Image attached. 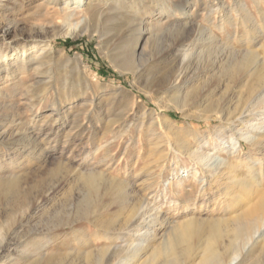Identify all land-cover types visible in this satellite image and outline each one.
<instances>
[{
  "label": "rangeland",
  "instance_id": "rangeland-1",
  "mask_svg": "<svg viewBox=\"0 0 264 264\" xmlns=\"http://www.w3.org/2000/svg\"><path fill=\"white\" fill-rule=\"evenodd\" d=\"M215 1L120 0L121 11H124L113 13L104 5L92 11L73 0H68L62 11L59 7L64 4L59 1L52 4L48 0H0V64L11 59L18 62L32 59V65L25 66L23 73L15 72L8 80H0V264H90L87 254L94 259L98 250L111 243L104 235H111L112 230L124 226L114 204L100 205L107 201L108 196L104 193L111 183L129 182L133 193L139 190L137 194L141 197L149 193L148 201L160 205L161 212L169 216L173 212L167 207L169 202L166 200L175 199L182 204L192 202L199 187L208 182L209 174L193 177L192 170L198 165H193L194 161L184 153L174 152L178 141L171 134L163 136L161 127L154 125L151 133L140 128L138 122L134 125L129 122L132 114L139 116L138 106L140 112V108L152 110L154 114L174 121L183 137L188 135L182 131L185 128H196L202 134H208L220 123L212 119L206 121L205 117L195 113L196 110L180 108L184 103L189 107L202 88L199 81L194 80L196 73L180 91L166 90L167 83L176 82L175 78L169 81L167 78L174 69L172 66L182 60L180 53L173 51V44L189 38V32L174 27L173 18L165 20L157 14V7L166 3L173 7L175 4L186 6L193 15L187 24L201 25L206 31L213 28L217 46L227 44L234 56L252 49L263 60L259 43L241 47L239 39L245 28L240 24L236 27L224 25L222 31L213 27L219 12L215 13L214 8L209 14L203 8ZM222 1L230 6L234 3V0ZM240 1L261 23L264 3L259 7L256 0ZM130 2L140 11L132 14L134 17L126 9ZM146 10L149 13H144ZM82 17H87L89 31L77 34ZM156 18L161 20L160 24L150 28L149 23ZM140 23L141 27L144 26L142 40L133 56V64L138 69L136 78L120 59L131 55L130 49ZM194 38L196 32L189 40ZM66 41L69 44H65ZM199 46L191 54L192 72L203 63L205 48ZM217 46L209 48L208 60L212 62L214 59V67L203 77H213L212 82L220 84L215 95L220 98L227 91L224 88L226 75L218 68L220 52L216 51ZM3 48L7 50L6 55L1 54ZM235 90L230 93L233 100L241 97L245 88ZM185 95L187 100L183 102ZM205 103H208L206 97L198 108L202 109ZM92 123L96 125L97 138L102 131L110 129L102 142L90 139L88 128ZM121 133L124 134L122 137ZM235 141L241 145L240 158L253 154L257 159L255 167L263 166L264 169V154L253 150L247 140L237 135L223 141H203V144L204 148L211 150L212 159H221L226 156L221 147L227 148ZM155 143L160 144L161 154H167L166 161L163 166L159 164L152 168L149 181L155 185L145 192L140 182L148 177H140V173L145 164L156 158L157 155L150 153ZM207 143L210 144L206 146ZM103 145H108L104 147L112 158L98 168L96 165L102 158ZM37 157H41L40 160ZM242 167V171H237L238 177L245 176V166ZM90 168L101 173L100 177H95L94 185L85 179ZM179 178L183 187L180 197L176 185ZM238 212L236 208L215 210L202 214V217L225 220ZM181 219L178 218L180 222ZM141 232H145V227ZM47 239L50 241L46 242ZM36 244L44 246L40 253L34 249ZM123 244L122 240H116L113 247ZM147 256L145 254L129 264H150ZM167 258L160 254L154 264H162ZM180 260L181 263L184 258ZM117 262L118 258L112 259L110 264H119ZM262 262L264 251L248 258L244 264Z\"/></svg>",
  "mask_w": 264,
  "mask_h": 264
},
{
  "label": "bare ground",
  "instance_id": "bare-ground-1",
  "mask_svg": "<svg viewBox=\"0 0 264 264\" xmlns=\"http://www.w3.org/2000/svg\"><path fill=\"white\" fill-rule=\"evenodd\" d=\"M58 1L64 4L63 7H59V10H64L68 0H48V2L52 4H56ZM73 1L83 3V6L89 7L92 11H94L97 6L101 5L107 6L108 10L113 13H122L124 11H121L122 7L120 0ZM262 2L264 3V0H256L257 6ZM206 7L207 8L204 6L203 9L207 10L209 14L214 8L215 13L217 11L219 12L218 19H214L213 27L218 28L220 31L224 30V25L236 27L240 24L245 28V33L241 36V39H239V42L242 44L241 47L247 48L251 43H259L262 48L263 60H261L258 53L252 49H247L244 53L234 56L231 54L230 48L226 46L227 44H219L217 46L214 42L215 33L213 28L206 31L201 25L196 26L187 24V20L191 19L193 15L188 12L189 10L186 6L175 4L173 7L171 4L167 3L160 5L157 7L159 10L157 12L158 15L163 16L165 20L173 18L174 27H180L182 31L189 32V38L190 35L196 32V38L191 40H189V38H183L177 41L176 44H173V47H175L173 51L180 53L182 60L172 66L174 69L167 78L168 81L171 78H175L176 82L171 85L167 83L166 90L174 93L180 91L181 88L186 85L187 80L196 73L194 80L196 82L199 81L202 88L198 94H196L197 97L193 98L188 104L189 107H187V103L186 105L184 103L180 108L184 109L186 107L187 109L196 110L195 113L199 114L198 116L205 117L206 121L212 119L220 123L214 126L213 130L208 134H202L196 128H185V130L182 131L188 133L189 136L183 137L179 135L180 128L174 121L160 117L154 114L152 110L140 108V112L138 106L136 110L139 111V116H136V113L132 114L131 122L129 123L134 125L138 122L140 128H145L151 133L154 125H157L163 130V136L165 134L174 136L178 141L175 148H173L174 152L184 153L191 161H194L193 165H198V168L192 170V173H194L193 177L209 174V180L199 187L195 198L190 203L182 204L175 199L166 200L169 202L167 207L169 206L170 211L173 212L171 216L163 214L160 205H155L154 202L151 203L148 201L149 193L144 194L143 191L142 193L144 195L141 194L143 196L141 197L137 194L139 190L133 193V190L130 189L132 184L130 185L129 182L122 181L120 183L119 181V183H111L110 187L104 193V195L108 196L106 198L107 201H102L100 205L105 207L107 206L106 203L114 204L117 215L122 216L124 226L120 225L118 230H112L111 235H104V238L110 239L111 243L107 247L98 250L94 259L89 258L90 253L87 254V260L90 264H110L112 259L114 260L117 258V263L129 264L145 254H148L147 262L150 264H154L155 259L160 254L164 257L168 256L167 260H164L162 264H244L248 258L257 256V254L264 251L263 166L259 168L255 167L257 159L253 154L240 158L241 145L237 141L230 144L227 148L221 147V150L224 151L226 156L221 159L213 158L214 160L210 155L211 150L204 148L203 144V141H223L226 137L232 138L234 135H237L247 140L252 145L253 150L264 154V38H262L264 37V14L261 16V23L259 20L256 21L254 17L250 15L247 5L240 0H234L232 6L226 5L222 0H216ZM83 9L84 8H82V10ZM126 9L130 12V16L140 12L136 9L133 2H130ZM144 13H149V11L146 10ZM86 18L87 17H82L81 25L79 24L80 26L76 31L77 34L88 30L89 26L86 24ZM140 21L142 23L141 18ZM160 21V19L156 18L155 21L149 23L150 28L156 24H160ZM141 23L137 25L138 32L134 39L133 46L130 49L131 55L121 57L120 59L123 65L126 63V69L131 70L135 77L138 73V69L137 67L135 68L133 64V56L139 49L138 46L142 40V28L144 26L141 27ZM8 27L5 28L6 32ZM187 41L189 42L187 43ZM199 45H203V48H205V53H203L205 55L202 58L203 63L197 71L192 72L190 69L191 54ZM213 46H217L216 51L220 52L219 54L217 52L218 68L224 76L226 75L224 78V88L227 93L220 98L215 97L216 92L219 91L220 84H214L212 82L213 77H203L205 73H210L212 67H214V63H212L214 59L212 62L208 60L209 48ZM22 48H24V46ZM6 51L7 50L3 48L1 54L6 55ZM225 52H227V54ZM31 60L32 59L28 58L18 62L11 59L7 63H1L0 80H8L15 72H19L20 74L23 73L25 66L29 68L30 65H32ZM1 67H3V69H1ZM165 81L164 79V82ZM236 88L237 90H235ZM239 88H245L244 94L233 100L230 93L233 92V90L240 91ZM1 94L2 90H0V95ZM151 94L150 92V97ZM186 96L187 95L182 99L183 102H186ZM205 97L208 103H205L206 105L202 109H199V103L202 99H205ZM151 99H153V97H151ZM88 120L92 122L91 117H88ZM105 130L106 131H102V134H100L101 136L97 138L98 133L96 132V125L92 123L91 128H88V133L91 135L90 139H97L102 142L105 133L110 129ZM127 131L129 130H126V132ZM123 133L119 136L122 137V135H124ZM22 143H24V141H22ZM22 143L20 142V144ZM209 144L210 143H207L206 146ZM159 145L155 143L153 147L151 146L150 153L157 156L150 163L145 164L141 169L140 177H148L145 179L143 178L146 181L140 180L145 192L155 185L152 181H149L153 173L152 168L159 164L163 166L166 161L167 154L160 153L161 149ZM104 146L108 147V145H103V147ZM101 157L102 158L96 165L98 168L104 162L111 159L112 155H110L108 149L104 147ZM40 158L38 159L40 160ZM242 165L245 166L246 173L244 177H238L237 171L243 170ZM186 171L188 170H185V172ZM100 176L101 173L98 169L90 168L86 173L85 179L90 185H94L95 177ZM177 176H179V174H177ZM180 181H182L181 178L176 180V185H178L177 194L179 197L183 194V187L180 186ZM7 188H9V186ZM131 195L133 196L131 197ZM232 208L238 209L239 212L231 218H225V220L224 218L218 217H209L207 219L202 217V214L205 213L210 214L215 210L221 212L223 209L228 210ZM178 218H182L181 222ZM142 227H145V232L140 233ZM116 240H122L124 244L113 247ZM138 240H140V243H135ZM158 240L160 241L159 244H155ZM49 241V239L46 240V242ZM159 245L161 246L159 247ZM179 246L181 247L179 248ZM43 247L44 246L36 244L34 249L40 253ZM182 257L184 260L180 263V258ZM261 264H264V262Z\"/></svg>",
  "mask_w": 264,
  "mask_h": 264
},
{
  "label": "trees",
  "instance_id": "trees-1",
  "mask_svg": "<svg viewBox=\"0 0 264 264\" xmlns=\"http://www.w3.org/2000/svg\"><path fill=\"white\" fill-rule=\"evenodd\" d=\"M65 44H69V42H67V41H66V43H65Z\"/></svg>",
  "mask_w": 264,
  "mask_h": 264
}]
</instances>
